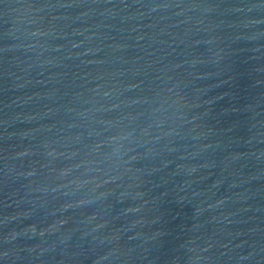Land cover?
<instances>
[{"label":"water","instance_id":"water-1","mask_svg":"<svg viewBox=\"0 0 264 264\" xmlns=\"http://www.w3.org/2000/svg\"><path fill=\"white\" fill-rule=\"evenodd\" d=\"M0 264H264V0H0Z\"/></svg>","mask_w":264,"mask_h":264}]
</instances>
